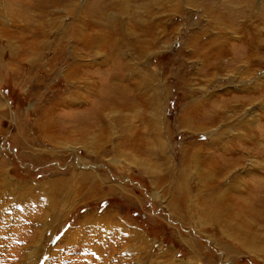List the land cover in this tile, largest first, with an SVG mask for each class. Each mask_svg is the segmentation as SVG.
Instances as JSON below:
<instances>
[{
	"label": "rangeland",
	"instance_id": "obj_1",
	"mask_svg": "<svg viewBox=\"0 0 264 264\" xmlns=\"http://www.w3.org/2000/svg\"><path fill=\"white\" fill-rule=\"evenodd\" d=\"M0 176V264H264V0H0Z\"/></svg>",
	"mask_w": 264,
	"mask_h": 264
},
{
	"label": "bare ground",
	"instance_id": "obj_2",
	"mask_svg": "<svg viewBox=\"0 0 264 264\" xmlns=\"http://www.w3.org/2000/svg\"><path fill=\"white\" fill-rule=\"evenodd\" d=\"M75 0H73V2H74ZM117 1V0H116ZM83 8V7H82ZM21 9V8H20ZM79 9H81L80 8V6H79ZM74 10H75V7H73V9H71L70 11L69 10H67L68 12H69V14H71L72 12H74ZM78 11V10H77ZM80 11V10H79ZM82 11V10H81ZM18 12V11H17ZM20 13L22 12V11H19ZM20 13H18V14H20ZM24 13H27V12H24ZM80 13V12H79ZM77 14V13H76ZM73 28L75 29V25H73ZM6 31H2V33L4 34ZM71 36H72V34H71ZM252 37V39H251V41L252 42H259L258 41V38L256 37V38H254L253 37V35L251 36ZM72 38V37H71ZM76 39H78L77 37H76ZM80 39V38H79ZM84 44H83V47H87V46H90L91 44V40L88 38V36L87 35H85L84 36V38H81L80 39ZM76 41H78V40H76ZM250 41V42H251ZM252 45V44H251ZM72 58L73 57H75V55H72L71 56ZM249 58H251V57H249ZM251 60V59H250ZM200 108H204V106L202 105V106H199V105H191L190 107H188L187 109H186V111L181 115V117H180V121L183 123V124H185L187 127H189L190 128V130H195V128H194V125H193V123H192V120H194V119H192V116L193 117H196L195 116V114L200 110ZM52 118H53V111L52 110H49V111H47V112H45L44 114H43V118H42V129H44L45 131H44V133H46L47 131H48V129L50 130L51 128H54V126H53V121H52ZM192 119V120H191ZM202 128V127H201ZM47 129V130H46ZM242 139V138H241ZM246 140H248V138H245ZM250 139V138H249ZM249 141V140H248ZM213 142V141H212ZM230 145V144H229ZM238 145V144H237ZM133 147V149H135L136 150V147L135 146H132ZM218 147V146H217ZM214 148V147H213ZM219 148V147H218ZM228 149V148H227ZM215 151H216V153L217 154H221V148H219V149H214ZM239 150V149H238ZM228 154H230V153H228ZM227 154V155H228ZM199 156V155H198ZM224 156H225V154H224ZM223 156V157H224ZM203 158V157H202ZM218 158H219V160L221 159V155H220V157H213V158H211L212 159V161H210V163H209V165H210V169L208 170L209 172L208 173H206L205 175L204 174H202V173H199L198 175H197V178L198 179H202L204 182L207 180L208 182H210V188H217V189H215V190H218L219 188H221L222 187V185H221V180L222 179H215L214 178V176H217L216 174H220L221 173V163L220 162H218ZM228 164V163H227ZM211 173V175H209ZM212 174H214V175H212ZM1 177V176H0ZM263 180V179H262ZM206 181V182H207ZM212 181L214 182V183H212ZM258 181H260V183L259 184H261V186H259V188H255V186L252 184H250L251 185V187H249V188H244V189H240V188H237V187H233V189H232V193H234V195L233 196H235V197H233V198H231V200L233 199L234 200V202H235V204L236 205H239V206H244V207H246L245 206V204H243V200H241V198L243 197V196H246V197H249V199H251V200H253L254 201V203H256V202H260V206L262 207L261 209H263V211H264V181H261V180H258ZM230 182H231V184H236L237 182L239 183V181L237 180V178L236 177H232V179L230 180ZM241 182V181H240ZM246 183V182H245ZM248 183V182H247ZM208 185V184H207ZM11 186V184L10 183H7L6 181H5V179H2L1 181H0V195H8V193L5 191V189L7 188V187H10ZM204 188L206 189L207 187H205L204 186ZM209 188V189H210ZM9 189V188H8ZM228 189H229V185H228V188L225 190V191H228ZM208 190V189H207ZM212 191V190H211ZM210 191V192H211ZM223 191V190H222ZM224 191V192H225ZM19 193H21V191L19 192ZM23 193V192H22ZM204 193V192H203ZM208 194H209V191L207 192ZM205 194V193H204ZM203 194V195H204ZM207 194V195H208ZM179 195V194H178ZM209 196V195H208ZM3 197V196H2ZM6 197V196H5ZM182 197V196H181ZM180 196H179V198H178V200H179V202H183L184 201V198H181ZM186 197V196H185ZM210 197V196H209ZM23 198V197H22ZM181 198V199H180ZM204 198V197H203ZM240 198V199H239ZM9 199V198H8ZM18 199H19V201H17V203H21V201L23 200V199H21V197H18ZM206 199V198H205ZM205 199H204V201H205ZM245 200V199H244ZM246 200H248V199H246ZM252 201V202H253ZM248 202V201H247ZM204 204H205V202H203ZM222 203V202H221ZM225 203V204H224ZM45 204V203H44ZM223 204L225 205V206H228L227 204H226V202L224 201L223 202ZM205 206V205H204ZM220 206V205H219ZM250 207V206H249ZM254 207H255V205H254ZM251 208H253V207H251ZM243 209V208H242ZM245 212V211H244ZM257 213H260V212H257ZM257 216H258V214H257ZM262 216V215H261ZM264 220V219H263ZM140 244H142L141 242H140ZM133 252H135V250L133 251ZM129 254V253H128Z\"/></svg>",
	"mask_w": 264,
	"mask_h": 264
}]
</instances>
